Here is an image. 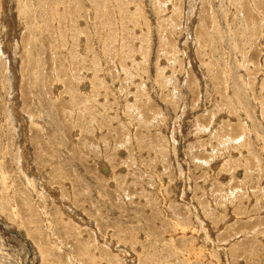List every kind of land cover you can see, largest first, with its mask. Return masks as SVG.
I'll use <instances>...</instances> for the list:
<instances>
[{
	"label": "rangeland",
	"instance_id": "rangeland-1",
	"mask_svg": "<svg viewBox=\"0 0 264 264\" xmlns=\"http://www.w3.org/2000/svg\"><path fill=\"white\" fill-rule=\"evenodd\" d=\"M0 264H264V0H0Z\"/></svg>",
	"mask_w": 264,
	"mask_h": 264
},
{
	"label": "bare ground",
	"instance_id": "bare-ground-1",
	"mask_svg": "<svg viewBox=\"0 0 264 264\" xmlns=\"http://www.w3.org/2000/svg\"><path fill=\"white\" fill-rule=\"evenodd\" d=\"M58 88V87H57ZM103 164V165H102ZM99 168H100V170L102 171V173L103 174H105V175H109L110 176V174H111V172H110V170H109V168H108V166H105L104 165V163H99ZM177 224V223H176ZM175 224V225H176ZM3 225V224H2ZM185 234V233H184Z\"/></svg>",
	"mask_w": 264,
	"mask_h": 264
}]
</instances>
